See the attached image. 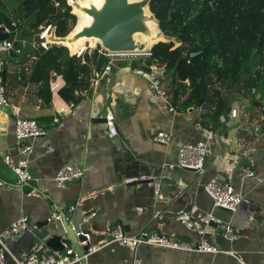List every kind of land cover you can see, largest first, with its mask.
I'll list each match as a JSON object with an SVG mask.
<instances>
[{
    "label": "crops",
    "instance_id": "0c3cea01",
    "mask_svg": "<svg viewBox=\"0 0 264 264\" xmlns=\"http://www.w3.org/2000/svg\"><path fill=\"white\" fill-rule=\"evenodd\" d=\"M23 27L28 32L26 23ZM0 28L4 29L0 37L15 34L14 51L2 50L11 37L0 39V75L13 112L3 121L7 128H0V234L24 217L36 229L49 218L71 210L67 204L74 200L77 203L72 209V223L76 228L86 226L95 232L94 247H101L105 233L115 226H122L129 235L147 231L197 244L201 237L178 222V214L185 211L200 219L212 213L230 223L238 239L227 242L223 229L212 224L205 240L236 257L150 246L139 247L137 256L143 264H264V116L257 109L247 101L244 109L248 118L233 119L228 114L221 128L208 131L201 126L200 118L211 115L209 111L198 107L177 110L176 114L165 112L153 99L149 84L133 74L127 64L114 69L96 89L90 85L78 92L76 104L59 96L65 82L53 71V101L50 107H44L38 95L40 86L29 82L35 62L33 53L38 48L35 36L11 32L4 25ZM15 43L20 55L15 54ZM95 69L93 66V72ZM162 86L167 91L166 79ZM224 96L226 99L227 94ZM204 105L212 111L217 101L216 105ZM231 107L236 108L233 103ZM105 111H112L115 116L114 137L109 136L105 123L95 121ZM17 118L36 120L48 130L46 138L33 144L29 165L34 188L42 198L28 197L29 187L19 188L17 175L4 162L6 156L14 161L20 158V145L14 136ZM163 132L171 137L169 144L155 141ZM201 141L207 142L210 149L204 175L179 168L180 147ZM49 148L52 153H47ZM76 165L86 168V176L79 183L59 189L54 181L58 171ZM246 170L254 172L255 177H246ZM142 177L152 178L153 182L125 183ZM212 179L229 182L244 198L235 214L214 208L204 189ZM154 182L161 186L162 199L158 201L154 199ZM190 206L191 211H186ZM89 213L97 215L89 225H83L82 219ZM9 246L11 255L5 264L21 261L41 246L52 251L34 231L23 234ZM132 260L129 248L113 244L90 255L87 264H131Z\"/></svg>",
    "mask_w": 264,
    "mask_h": 264
},
{
    "label": "trees",
    "instance_id": "16d2710c",
    "mask_svg": "<svg viewBox=\"0 0 264 264\" xmlns=\"http://www.w3.org/2000/svg\"><path fill=\"white\" fill-rule=\"evenodd\" d=\"M3 1L0 26L35 35L38 45L41 27H55L57 36L65 37L76 24L66 0ZM150 8L162 32L177 42L158 44L150 57L165 68L167 93L177 110L217 101L214 111L207 110L211 115L200 118L204 129L215 131L232 110L229 99L238 93L246 95L251 107L264 116V0H153ZM15 47L18 50L16 43ZM33 57L29 82L40 86L44 107L53 101V71L65 82L59 96L76 104V94L91 85L93 66L101 70L108 62L96 51L92 58L85 56L84 64L58 46L38 47Z\"/></svg>",
    "mask_w": 264,
    "mask_h": 264
},
{
    "label": "built area",
    "instance_id": "2783aa9c",
    "mask_svg": "<svg viewBox=\"0 0 264 264\" xmlns=\"http://www.w3.org/2000/svg\"><path fill=\"white\" fill-rule=\"evenodd\" d=\"M52 26L41 27V34L39 35L40 44L38 47L44 50H49L50 45L45 42V38L49 35L52 30ZM4 51H14V43L12 41H7L4 43ZM104 58L108 59V62L103 66L101 70L95 69L91 79L92 88L96 89L100 86L101 82L108 77L114 69L119 68L122 64H127L130 66L133 74L144 79L150 86V92L153 99L159 102L162 109L165 112H170L173 114L177 113L176 107L173 105L171 98L167 91L162 86V81L165 79L166 70L163 66L153 64L148 67L144 63L145 59H150L151 55H111L105 51H102L99 47L94 49H87L82 54H78L77 57L82 59L85 64V56L88 55L92 58L94 52ZM15 54L20 55L21 51L16 50ZM136 62L132 66L133 62ZM29 70V69H28ZM190 83L187 82V85ZM55 87L53 88V91ZM255 93V90L253 91ZM0 105L8 106V101L5 98L4 90V79L0 75ZM241 105L238 108H232L230 112V117L236 118H248V113L246 110H241ZM199 110L207 111L210 110L206 105L201 104ZM212 111H214L212 109ZM106 126L109 130V136L114 137L117 135L116 120L112 111L106 114ZM259 129L256 128L254 131L257 132ZM14 136L19 143L18 153L20 158L14 161L10 156L4 158L5 164L17 175L18 186L23 189L24 187H29L30 191L27 193L28 197L42 198L40 193L34 188L35 179L30 173V157L33 153L34 143L38 142L48 136V130L40 126L36 120L17 118L14 122ZM156 142L163 144H169L171 142V137L167 133H159L155 138ZM53 149L49 148L47 153H52ZM210 154L209 144L205 141L198 142L196 144H185L179 149V162L178 167L181 169L194 170L199 175H204L205 173V162ZM247 155L246 153H244ZM87 174L86 168L82 165L67 166L58 171L54 179L56 186L59 189H65L70 183L76 180H82ZM246 177H255V173L246 170ZM143 182H153L152 178L142 177L138 179H129L125 183L127 185L133 183H143ZM154 199L158 201L162 199L160 195V183L154 182ZM205 192L211 199L215 209H223L231 214H235L244 202V198L239 195L234 187L226 181H221L218 179H212L205 185ZM73 211V210H71ZM143 209L140 208L139 212ZM96 213L85 214L82 223L83 225H89L91 220L96 216ZM178 222L183 224L188 230L196 232L201 240L197 244H188L179 239L161 236L157 233L142 231L137 235L127 234L122 226H115L109 229L105 233V240L101 247H94L92 245V238L95 232L86 226L81 228H74L77 238H83L80 242L82 248H89L88 251L84 252V257H80L76 251L71 247L67 248L63 252L50 251L49 249L41 246L38 247L32 254L27 256L25 259L18 261L15 260L14 264H82L83 259H88V257L100 248L110 246L113 244L129 248L133 253V260L131 264H143L142 260L137 256V251L141 246H150L154 248H162L168 250H176L182 252L198 253V254H230L236 257L233 253L222 252L218 248L212 246L205 240V236L208 233V228L215 224L221 227L224 231L223 238L229 242L233 243L238 239V234L235 232L233 226L230 223L224 222L222 219L216 217L214 214H209L208 216L200 219H196L186 212H181L177 217ZM49 223L52 222H62V215H55L47 220ZM34 227L29 223L28 218L24 217L20 220L14 222L9 228L0 234V264H5L8 255H11V248L9 243L16 241L23 234L27 232H33Z\"/></svg>",
    "mask_w": 264,
    "mask_h": 264
},
{
    "label": "water",
    "instance_id": "95a60500",
    "mask_svg": "<svg viewBox=\"0 0 264 264\" xmlns=\"http://www.w3.org/2000/svg\"><path fill=\"white\" fill-rule=\"evenodd\" d=\"M82 1L66 0L68 7L71 9V15L76 18V24L71 32L65 37H58L56 28L53 27L45 38V42L50 46L66 48L70 57H77L78 54H72L66 44L72 46L83 39L97 40L100 49L111 55H152L154 47L158 44H177L174 38L168 37L160 29V23L150 8L153 0H101L99 5L93 3L85 5ZM74 8L77 12L87 15L90 20L78 32H74L79 22L77 14L73 12ZM150 23L156 25V31L153 30ZM2 32H4V29L0 28V34ZM14 35V33L7 34L5 37L1 36L0 39L6 40L14 37ZM197 55L192 54L191 57ZM135 63L134 61L132 66ZM144 63L150 67L154 64V61L145 59ZM0 113V128H7L3 121L6 120V115L11 116L13 112L9 106L0 105ZM105 117L106 111L95 121L106 123ZM184 170L195 173L194 170ZM79 182L80 180H76L74 183ZM76 203L72 200L68 202L67 206L72 210L75 209ZM71 210L62 213L61 225H52L46 221L36 226L34 234L39 240L45 241L47 247L52 251L63 252L72 247L80 257H84V252L88 251L89 248L80 246L83 238L76 237L74 231L76 226L72 223L74 210ZM186 211H191V206ZM82 264H87V260L83 259Z\"/></svg>",
    "mask_w": 264,
    "mask_h": 264
},
{
    "label": "bare ground",
    "instance_id": "6f19581e",
    "mask_svg": "<svg viewBox=\"0 0 264 264\" xmlns=\"http://www.w3.org/2000/svg\"><path fill=\"white\" fill-rule=\"evenodd\" d=\"M70 3H72V1H70ZM83 4L88 5L89 3H93L95 5H99L101 3V0H83L82 1ZM73 12H75L78 16V25L76 27V29L74 30V32H78L80 31L85 25H87L89 23V18L87 15L81 13V12H77L76 9H73ZM150 26L153 28V30L156 31V25L154 23H150ZM88 43H93V44H99L97 40L94 39H83L80 40L79 42H77L75 45H68L66 44L69 49L71 50L72 54H80L82 51H84L85 46Z\"/></svg>",
    "mask_w": 264,
    "mask_h": 264
},
{
    "label": "rangeland",
    "instance_id": "374dc122",
    "mask_svg": "<svg viewBox=\"0 0 264 264\" xmlns=\"http://www.w3.org/2000/svg\"><path fill=\"white\" fill-rule=\"evenodd\" d=\"M1 2H4L3 0H0V3ZM35 36V35H34ZM35 39H37L36 38V36H35ZM36 43H37V41H36ZM87 47H89V49L91 48V49H94L95 47H99L100 48V46L98 45V44H93V43H88L86 46H85V48H84V51H82L80 54H82L83 52H85V50L87 49ZM232 98V100H231V103H233L235 106H236V108H238V107H240V105L242 106L241 107V110H246V109H244V108H246V105H247V98H246V95H240V94H238V93H234L233 94V96H231ZM263 127H264V125H263Z\"/></svg>",
    "mask_w": 264,
    "mask_h": 264
}]
</instances>
